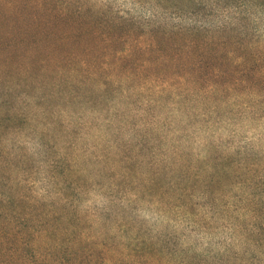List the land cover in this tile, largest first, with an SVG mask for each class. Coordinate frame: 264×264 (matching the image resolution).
Here are the masks:
<instances>
[{
  "label": "rangeland",
  "instance_id": "1",
  "mask_svg": "<svg viewBox=\"0 0 264 264\" xmlns=\"http://www.w3.org/2000/svg\"><path fill=\"white\" fill-rule=\"evenodd\" d=\"M34 1L0 0V33L27 32L13 26L29 10L18 14L7 4ZM192 1L54 0L69 11L73 24L59 33L106 35L118 25L119 35L149 43L153 33L178 27L216 33L224 25H244L236 27L251 45L241 73L246 82L218 98L204 99L200 92L187 100L168 95L158 105L149 96L130 94L125 85L132 102L127 110L120 97L100 104V79L76 85L70 99L58 100L46 77L25 84L0 71V106L10 111H0V196L52 201L55 215L66 201V208L75 209L70 213L75 235L98 247L103 243L108 254L138 240L171 245L161 264H264V0ZM37 89L46 93L53 116L36 113L39 103H25L27 94L43 95ZM148 107L155 108L154 117L144 115ZM15 108L25 109V115L13 122ZM126 114L133 118L127 126L121 120ZM55 118L73 133L59 128ZM5 119L10 124H3ZM142 140L154 163L176 159L174 172L157 179L165 187L157 199L148 194V166L138 155ZM126 147L127 155L117 153ZM127 158L134 163L125 169ZM224 166L226 178L218 179Z\"/></svg>",
  "mask_w": 264,
  "mask_h": 264
},
{
  "label": "trees",
  "instance_id": "2",
  "mask_svg": "<svg viewBox=\"0 0 264 264\" xmlns=\"http://www.w3.org/2000/svg\"><path fill=\"white\" fill-rule=\"evenodd\" d=\"M157 1L159 4L165 1L177 4L186 2L187 5L193 2ZM7 7L18 14H23L24 10L30 13L20 15L13 26H24L27 32L0 33V71L11 81L25 84L46 77L48 85L52 87L53 99L69 98V93L76 91V85L86 87L87 80L100 79V104L110 97H120L119 105L129 110L132 102L131 97L128 100L125 95V85L131 89L130 94L137 92L143 99L149 96L151 104L158 105V99L168 95L187 100L189 95L200 92L205 93L202 96L204 99L218 98L239 90L238 87L242 88L246 82L242 81L241 73L248 66L244 52L251 45L245 43L240 36L242 29L236 27L244 25H224L216 29V33L195 27H178L170 32H155L150 42L146 43L143 39L136 40L133 34L119 35L118 25L109 27L106 35L101 31L100 34L59 33V30L73 24L68 23L69 11L59 9L54 0L27 2L23 6L9 3ZM116 44L124 45V48L114 49ZM204 88L209 89L205 91ZM64 90L66 92L62 93ZM36 92H43V95H23L25 103L28 106L39 103L40 106L35 108L36 113L53 116L46 93L42 89ZM5 109L10 114L6 105ZM5 109L0 106L1 112H5ZM13 114L10 118L15 122L22 119L25 109L23 112V109L18 111L15 108ZM115 115L114 124L118 127L119 120L115 119ZM126 115L121 120L127 126L133 118ZM144 115L154 117L155 108L148 107ZM2 122L10 124L9 119ZM147 123L146 120L143 125ZM55 124L69 133L74 131L56 118ZM140 143L138 155L148 166V194L157 199L165 191L161 180L157 179L162 174L174 172L176 159L154 163L155 156H150L152 149L149 143L143 140ZM128 149L119 148L117 153H123L124 157ZM132 163V159L122 160L125 169ZM225 172L226 166L217 178H226ZM210 181L215 183L214 180ZM44 201L32 202L27 196H22V199H16L14 195L0 196V264H125L126 261L161 264L160 256L170 254L171 245L163 242L162 246L146 245V242L138 240L125 241L118 253L108 254L103 243L98 247L92 242L88 243L84 235H75L74 229H71L75 217L70 215L75 209L66 208V201H63L65 206L58 215H55L54 203L48 201L45 204ZM42 207L48 209L43 211ZM186 208L188 214H193L188 206Z\"/></svg>",
  "mask_w": 264,
  "mask_h": 264
}]
</instances>
